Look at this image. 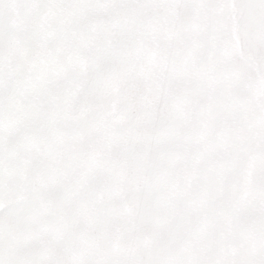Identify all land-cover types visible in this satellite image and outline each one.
I'll return each mask as SVG.
<instances>
[{
    "label": "snow or ice",
    "instance_id": "snow-or-ice-1",
    "mask_svg": "<svg viewBox=\"0 0 264 264\" xmlns=\"http://www.w3.org/2000/svg\"><path fill=\"white\" fill-rule=\"evenodd\" d=\"M0 264H264V0H0Z\"/></svg>",
    "mask_w": 264,
    "mask_h": 264
}]
</instances>
